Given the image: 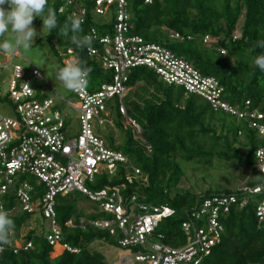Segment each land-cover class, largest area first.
<instances>
[{
	"label": "trees",
	"instance_id": "16d2710c",
	"mask_svg": "<svg viewBox=\"0 0 264 264\" xmlns=\"http://www.w3.org/2000/svg\"><path fill=\"white\" fill-rule=\"evenodd\" d=\"M142 1H128L127 13L132 26L130 34L162 45L203 76L216 79L223 88L221 100L227 105L238 111L243 110L246 102L250 109L261 108L264 73L252 63V58L261 50L252 49L257 41H264V0H153L151 5ZM80 2L86 16L78 36L86 35L91 27L100 34L111 32L112 13L109 14L108 25L101 24L90 13L91 2ZM63 6V0H48L46 10L51 8L55 11L57 28L50 33L46 30L45 44L59 66L67 57L66 51L72 50L73 58L90 68L85 87L93 92L100 83L110 80V72H105L95 58L87 55V47L77 48L71 43V32L67 36L59 35L61 26L73 9L59 12ZM33 26L41 27L39 18H33ZM206 35L212 39L211 48L202 42ZM216 46L225 54L212 50ZM127 85L130 90L124 98V107L127 116L139 126L140 135L135 136L132 130L126 134L129 127L123 125L112 103L108 107V119L125 138L116 149L140 170L141 177L129 184L124 179V171L119 168L113 176H98L94 183L87 185L88 188L95 191L124 184L121 190L124 197L135 196L139 201L173 208L175 215L162 222L163 228H159V232L163 236L162 243L178 247L184 243L180 225L187 212L201 199L215 193L206 191L203 195H196L187 190L178 191L177 185L183 176L178 162H204L215 156H222L225 160L237 158L233 145L241 137L247 152L238 160L244 165L246 185L250 188L261 186L263 189L258 195L239 193L238 196L247 197L246 207L233 209L221 219L224 228L221 241L201 264H264V221L258 223L254 214L256 204L264 199V179L254 169L248 172L255 162V151L263 145L264 139L249 128L246 121L214 110L204 99L187 94L180 87L162 83L146 68L132 69ZM39 98L47 97L42 94ZM11 105L6 95L0 96L2 110L5 106L10 109ZM22 177L33 185L35 179L29 175ZM40 192V188H36L32 196ZM66 197L57 198L55 205L56 220L62 234L61 244H67L78 252L70 253L59 245L50 246L42 232L30 229L21 241L31 242V247L26 250L18 248V231L35 216L21 212L14 217L8 215L14 222V231L8 237L11 241L0 244V264H110L91 245L100 242L117 249L120 232L116 230L110 235L106 230L89 225L81 229L80 218L88 222L106 214H77L72 202H69L73 201L70 195ZM17 207L14 197L8 195L4 200L5 210L10 212ZM68 220L73 221L74 228L65 227Z\"/></svg>",
	"mask_w": 264,
	"mask_h": 264
},
{
	"label": "built area",
	"instance_id": "2783aa9c",
	"mask_svg": "<svg viewBox=\"0 0 264 264\" xmlns=\"http://www.w3.org/2000/svg\"><path fill=\"white\" fill-rule=\"evenodd\" d=\"M90 13L102 23L110 21L114 15L111 32L100 34L90 28L86 35L91 43L98 47L86 48L87 55L97 58L101 69L110 72V80L102 82L93 92L87 87L71 93L76 97V105L64 101L75 113L77 133L69 135L68 124L50 98H39V93L31 84L44 77L35 68H31V78L25 79L19 65H9L18 57L16 51L7 57L1 70L10 71L7 87V99L13 105L5 113H0V211L4 200L11 195L21 210L27 214L38 212L48 225L43 234L50 246L59 245L63 250L77 253L67 244H61L62 234L58 227L55 205L57 195L79 192L98 207V213L107 218L91 220L88 225L98 230H106L113 235L116 230L121 234L118 240L119 264H201L220 243L224 228L221 219L233 209L246 207L248 199L239 193L258 195L261 186L250 188L243 185L233 193H213L194 205L180 225L184 243L178 247H169L161 242L160 224L172 218L175 210L166 205H156L139 201L135 196L124 197L121 190L124 184L90 190L88 184L95 182L98 176H113L118 169L124 171V179L132 183L141 177L139 169L134 168L128 158L119 150L106 146L104 140L96 136L93 128L107 123L111 105H115L124 126L135 134L140 133L137 123L129 118L124 107V98L128 93L127 82L130 72L136 67H147L155 72L167 85L182 88L187 94L204 99L214 110L236 116L247 122L259 137L264 139V100L261 108L250 109L248 102L243 110L227 105L221 100L223 88L219 82L209 76H203L184 59L173 55L164 47L145 42L140 36L130 34L132 26L127 13V0H89ZM151 4L152 0H143ZM59 12L70 11L71 15H82L85 9L80 0H63ZM108 25V24H107ZM175 37H178L175 35ZM236 39V37H233ZM189 39V38H188ZM211 38L203 37V44L211 48ZM212 50L225 54L223 49ZM72 50L66 51L65 61L75 60ZM53 90V89H52ZM57 96V95H56ZM115 99L114 103L112 102ZM255 162L248 170H256L264 179V143L255 151ZM35 179L31 185L24 177ZM42 190L32 196L36 188ZM258 223L264 221V199L254 209ZM65 227L74 228L71 220ZM83 221L80 227L84 228ZM31 247L27 241L18 246L26 250Z\"/></svg>",
	"mask_w": 264,
	"mask_h": 264
},
{
	"label": "rangeland",
	"instance_id": "374dc122",
	"mask_svg": "<svg viewBox=\"0 0 264 264\" xmlns=\"http://www.w3.org/2000/svg\"><path fill=\"white\" fill-rule=\"evenodd\" d=\"M33 28L37 32L41 29V27L38 26H33ZM45 35L46 30L42 29L39 36L33 38V44L30 47L24 48L23 45H21L17 50L19 56L13 58L9 65L21 66L24 71L25 79L27 80L31 78V67L40 71L44 79L32 81L31 84L45 97L53 98L54 105H56L60 110L66 124H68L69 135L74 136L78 129L77 120L75 118L74 111L66 106L64 101L76 102V97L71 93V91L64 89L61 83L53 75L54 70L60 66L49 53L48 46L45 44L44 40ZM1 38L2 40L14 41V37L11 33H5ZM39 39L41 40L39 41ZM12 55L13 54L10 55L0 52V64L4 65L7 57L11 58ZM9 80L10 71L0 69V96H5L7 94ZM1 108L0 113H4L5 110L9 109L7 106L3 108L4 110ZM93 131L102 140H104L106 146L111 149L118 148V145L123 143L125 140L123 134L116 131V127L114 125L111 126L108 123H105L100 127L95 126ZM129 133H131V129L128 128L126 134ZM244 144L245 141L241 137L236 139L233 148L238 156L237 158H232L230 160H225L222 156H215L211 160L205 159L204 162H200L198 160L178 162L183 176L180 178L177 190H187L196 195H203L206 191L225 193V191L233 192L235 188L243 187L245 184L243 177L244 165L238 160V158L244 157L247 152ZM218 150L216 148V152H218ZM33 185H35V182H33ZM40 190H42V186H40ZM69 195L73 200L69 202H72L74 211L76 210L77 214L85 216V214H90L98 210L96 205L88 201L79 192L75 191ZM63 197L65 199L67 198L65 195L59 194L57 195L56 200L57 198ZM18 214H21L19 208H14V210L10 212L12 217ZM107 217L108 216L102 215L100 218ZM32 227H35L38 233L42 232L45 234L48 231L46 220L37 214L36 217L33 216L30 221H27L24 226L20 228L18 231L20 240H18L16 244L21 242L22 237L26 234L28 229ZM159 228H163V223L160 224ZM11 234L12 233L10 232L9 236H11ZM8 241H11L10 238H8ZM91 246L100 251L109 261L112 257V262L114 264H118V257L116 252L114 253V248H110L100 242H95Z\"/></svg>",
	"mask_w": 264,
	"mask_h": 264
},
{
	"label": "clouds",
	"instance_id": "9594fccd",
	"mask_svg": "<svg viewBox=\"0 0 264 264\" xmlns=\"http://www.w3.org/2000/svg\"><path fill=\"white\" fill-rule=\"evenodd\" d=\"M128 1L129 0H127V7H128ZM47 4H48V0H0V36H3L5 33H11L14 37V41H9V40L0 41V52L10 55L15 54V52L19 49L21 45H23L24 48L30 47L33 44V38L39 36V33L42 29H45L47 30L48 33H50L53 29L57 28L56 13L51 8H48L46 10ZM151 4H145V5H151ZM34 17L39 18L41 21V29L39 32L34 30V28L32 27V21ZM82 22H83L82 15H71L67 17L65 23L61 26L59 33L60 36H67L71 32L72 33L70 38L71 43L74 44L77 48L89 47L92 42L90 36L88 35H83V36L77 35L81 32ZM92 47H98V46L97 44L93 43ZM257 48L260 49L261 51H259L252 58V63L259 69L260 72L264 73V41H257L252 51H254V49ZM95 59L97 60V58ZM142 68L148 69L147 67H142ZM89 72H90V68L84 66L79 60H69V61H65L62 66L55 69L53 75L61 83L64 89L72 92H78L80 89L84 88L87 85V77ZM152 72L155 74L154 71ZM157 78L159 81H161L158 76ZM128 89L130 90L129 87ZM75 103H77V101ZM106 121L109 125L113 126V123L110 121V119H108V116L106 117ZM136 135L138 136L140 135V133L135 134V136ZM261 170L264 171V169L262 168ZM244 182H245L244 185H246V179L244 180ZM237 188H235L233 192L236 191ZM10 212L7 214L4 211H0V244L8 243L9 233L14 231V222L8 216L10 215ZM94 213L100 214L101 212L98 213L97 210ZM33 214H35L36 216V214L39 213L36 212ZM39 216L41 215L39 214ZM81 220L83 221V218L79 219V224ZM88 222L83 221V224L88 225ZM22 243L24 242L21 241L17 245L19 246ZM117 252L118 253L121 252L118 249V247H117ZM119 255L120 254H118V259H119ZM117 263L119 264L118 261Z\"/></svg>",
	"mask_w": 264,
	"mask_h": 264
},
{
	"label": "crops",
	"instance_id": "0c3cea01",
	"mask_svg": "<svg viewBox=\"0 0 264 264\" xmlns=\"http://www.w3.org/2000/svg\"><path fill=\"white\" fill-rule=\"evenodd\" d=\"M72 104H74V105H76V103L75 102H71ZM94 213V212H93ZM37 215V214H36ZM36 217V216H35ZM35 226V225H34ZM36 227V226H35ZM35 227H32V228H30V230H36V228ZM116 252V254H117V257H118V252H117V249H114V253ZM106 260L108 261V262H110V264H114L113 262H112V257H111V259H110V261L106 258Z\"/></svg>",
	"mask_w": 264,
	"mask_h": 264
}]
</instances>
